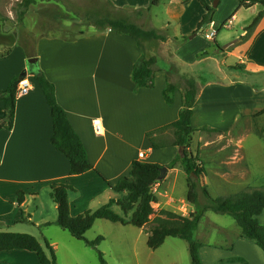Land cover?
<instances>
[{"label": "crops", "instance_id": "1", "mask_svg": "<svg viewBox=\"0 0 264 264\" xmlns=\"http://www.w3.org/2000/svg\"><path fill=\"white\" fill-rule=\"evenodd\" d=\"M121 1L115 0L118 8L133 9L142 17L155 9L153 0ZM156 1L157 6L168 3L167 21L156 28L151 16L150 27L144 28L156 30L165 41H146L144 51L131 36L108 29L72 40L41 37L31 57L17 47L0 57V92L27 69L29 58H38L94 167L88 173L70 175L69 160L52 143L51 108L34 76L28 74L33 89L17 98L13 129L0 130V232L32 235L43 247L47 241L57 261L60 251L73 254L75 245L64 233L71 234L56 225L58 207L51 185L64 183L74 188L69 193L72 216L95 212L123 197L111 186L128 177L136 161L168 169L153 186L157 202L147 222L156 226L164 220L162 210L187 218L196 214L198 206L207 202L203 187L213 198L264 187V135L256 132L264 129V116L255 118L264 111V16L251 34L246 28L264 7L256 4L247 9L251 16L246 21L241 17L245 26L235 30L234 22H241L242 13L238 0H232L233 9L220 21L216 13L223 0H219L213 23L192 37L206 13L202 4L198 0ZM210 29L217 31L213 39L207 37ZM225 30L228 35H223ZM143 54L157 58L153 88H138L133 78ZM187 81L196 88L191 125L198 131L191 138V151L206 171L197 189V204L188 201L184 150L174 145L169 127L179 119ZM169 84L176 87L172 105L163 96ZM2 107L0 101V110ZM95 120L103 127L99 134ZM204 128L216 132L200 131ZM150 133L160 148H154ZM206 133L219 139H210ZM140 154L145 157L141 159ZM21 192L24 199L20 203ZM115 207L121 211L114 204L115 213ZM211 213H205L194 234L202 244L199 255L203 264H264L262 249L242 237L233 218ZM257 218L264 225V211ZM104 221L97 220L91 231L97 229L94 233L103 236L108 227ZM56 228L60 230H51ZM0 264L41 263L34 252L12 250L0 252Z\"/></svg>", "mask_w": 264, "mask_h": 264}, {"label": "trees", "instance_id": "2", "mask_svg": "<svg viewBox=\"0 0 264 264\" xmlns=\"http://www.w3.org/2000/svg\"><path fill=\"white\" fill-rule=\"evenodd\" d=\"M187 1V0H185ZM206 13L199 23L198 30L193 32L192 37L197 35L199 30L213 23L216 9L208 3L207 0H198ZM215 0H211L214 3ZM33 0H24L25 7L29 8ZM240 9H249L250 7L261 4L264 7V0H238ZM156 0L152 1L151 6H157ZM264 16V9L253 18L251 24L247 27L250 31L258 25ZM100 27H106L109 30L131 36L138 43L140 49L144 51V42L150 40L165 41V37L156 30H146L129 19H98L96 22ZM12 50L6 55H10ZM4 56V57H6ZM157 58H147L142 55L134 68L133 78L138 88H153L156 73ZM24 72L32 73L36 82L39 84L48 105L51 108L53 119V137L54 147L64 154L70 163V175H82L94 170V167L88 160V154L80 137L74 131L70 124L65 110L58 104L55 95V86L48 80L37 63L28 64ZM21 76L14 78L8 89L0 92V101L3 107L0 110V130L11 131L14 126L17 105V86ZM176 87L169 84L164 91V98L169 105L173 104V93ZM196 101V88L192 81H187L183 90V106L180 111L179 119L169 126L175 136L174 145L184 147L182 164L189 177L188 201L191 204L198 203L197 185L192 179H203L206 176L205 169L199 170L194 164L197 158L193 156L189 141L193 134L198 131L191 125L193 116V107ZM264 116V111L256 115L255 118ZM208 130L207 128L200 131ZM216 132L215 130H208ZM258 135H264V129L256 131ZM153 133L149 134L154 148L161 146L153 142ZM2 157L0 154V165ZM175 164V163H174ZM166 168L157 164L134 162L132 170L128 177L120 179L114 186H111L113 192L123 194V197L117 202L111 201L95 212H86L79 216L71 215L69 202V193L74 188L64 183H54L51 185V194L58 207V219L56 225L68 231L73 238L85 242L88 247L98 251L102 264H107L103 254L98 250L100 242L104 237L99 236L95 241H89L86 233L90 231L97 220H106L111 223H118L124 226L132 225L137 228L148 231L147 245L152 250H157L164 245L168 238H178L184 240L189 245V252L192 264H203L199 250L202 244L194 238L195 231L198 228L201 218L206 212L211 211L216 214L229 215L241 229L242 237L256 243L264 252V225L258 221V216L264 211V187L249 188L240 193L226 198H213L206 187H203V195L207 202L199 208L196 214L191 218L183 217L176 212L162 210L160 213L164 217L161 225L156 226L148 223V218L155 213L154 204L157 197L153 193V186L162 178V169ZM24 199V194H19V202ZM117 204L121 211L127 215L132 212L129 221L121 217L112 210V206ZM47 225H51L50 223ZM12 250H26L37 254L41 264H58L55 250L46 241L45 247L40 241L32 235L0 232V252ZM46 250L49 252L47 254ZM231 261H242L232 259ZM223 263V262H222ZM218 263V264H222Z\"/></svg>", "mask_w": 264, "mask_h": 264}, {"label": "rangeland", "instance_id": "3", "mask_svg": "<svg viewBox=\"0 0 264 264\" xmlns=\"http://www.w3.org/2000/svg\"><path fill=\"white\" fill-rule=\"evenodd\" d=\"M33 1V4L26 8L24 0H0V57L6 56L15 47L18 50L25 49L28 56H32L41 37L72 40L84 33L108 30V28L100 27L95 23L98 19H129L142 28L150 27L151 16L156 28L164 27L163 23L167 21V2L155 6L154 11L148 14L149 16L142 17L133 9L118 8L115 0ZM210 5L214 7L213 2ZM233 7L234 1L223 0L221 8L217 10L216 19L223 20ZM241 12L239 15L241 22H234L233 29L235 30L244 27L242 18H245L246 21L252 13L247 9H242ZM250 24L251 22L246 24V28ZM256 27L252 28L249 33L251 34ZM225 28L227 27L225 26ZM211 32L212 29L208 30L207 34ZM227 32L225 30L223 35H228ZM16 58L18 56L14 57V59ZM205 135L210 139H219V136L213 133H206ZM189 145L191 149V140ZM194 164L199 170L203 168L197 162ZM192 181L197 185V189L200 188V178L192 179ZM201 206L203 205L200 204L199 208ZM115 210L127 221L132 217V212L125 215L119 208L115 207ZM211 214L215 213L212 212ZM224 216L232 220L231 216ZM103 223L107 224L108 227L104 228L102 236L104 240L100 242L98 250L103 254L107 264H192L189 245L184 240L169 238L162 247L152 250L147 245L149 234L147 230H141V228L132 225L113 224L109 221ZM95 230L97 229L90 230L86 234L89 241H95L100 236L94 233ZM64 234L78 248L73 246V254L71 255L60 251L58 253L59 264H102L97 250L88 247L83 241H76L68 233Z\"/></svg>", "mask_w": 264, "mask_h": 264}, {"label": "built area", "instance_id": "4", "mask_svg": "<svg viewBox=\"0 0 264 264\" xmlns=\"http://www.w3.org/2000/svg\"><path fill=\"white\" fill-rule=\"evenodd\" d=\"M217 35V31H212L210 34L207 35L209 39H213ZM33 81L29 75L25 78H22L17 86V98L28 95L33 89ZM94 129L97 134L103 131V127L100 120L94 121ZM141 159L144 158V154H140L139 156ZM181 216L185 217V215L181 214Z\"/></svg>", "mask_w": 264, "mask_h": 264}, {"label": "water", "instance_id": "5", "mask_svg": "<svg viewBox=\"0 0 264 264\" xmlns=\"http://www.w3.org/2000/svg\"><path fill=\"white\" fill-rule=\"evenodd\" d=\"M218 3H219V0H215L214 1V8H217V6H218ZM38 62V58H29L28 59V64H35V63H37ZM28 74H31L32 76H33V74L32 73H29V72H22V74H21V78H25ZM180 149L183 151L184 150V147H180ZM167 171H168V169L167 168H163L162 169V172H163V174H162V179L166 176V174H167Z\"/></svg>", "mask_w": 264, "mask_h": 264}]
</instances>
